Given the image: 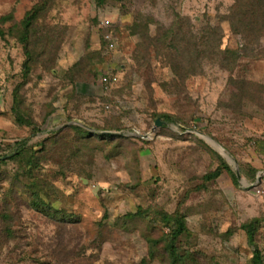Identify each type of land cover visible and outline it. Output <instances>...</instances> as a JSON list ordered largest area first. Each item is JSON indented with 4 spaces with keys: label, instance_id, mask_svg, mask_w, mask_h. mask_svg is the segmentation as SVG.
Segmentation results:
<instances>
[{
    "label": "rangeland",
    "instance_id": "rangeland-1",
    "mask_svg": "<svg viewBox=\"0 0 264 264\" xmlns=\"http://www.w3.org/2000/svg\"><path fill=\"white\" fill-rule=\"evenodd\" d=\"M38 1L0 0V27L7 32ZM257 2L55 0L35 28L38 63L28 79L22 44L0 36V264H171L163 243L171 229L162 218L177 211L187 224L176 242L181 264H255L256 249L264 264ZM137 10L155 24L133 34ZM177 24L191 34L183 59L170 41L147 49L144 36ZM18 85L22 110L40 131L15 121ZM163 114L170 119L157 117ZM72 125L118 138L73 146V132L63 147L42 152V138ZM35 144L31 160L42 164L24 170L17 149ZM217 168L221 175L206 180ZM32 189L55 213L31 205ZM253 219L260 220L255 246L242 229ZM150 239L161 240L154 255Z\"/></svg>",
    "mask_w": 264,
    "mask_h": 264
},
{
    "label": "trees",
    "instance_id": "trees-1",
    "mask_svg": "<svg viewBox=\"0 0 264 264\" xmlns=\"http://www.w3.org/2000/svg\"><path fill=\"white\" fill-rule=\"evenodd\" d=\"M54 1L55 0H39L32 7V9L26 13L24 18L19 23L14 24L13 27L10 28L7 32H5V30H3L0 27V36H5V34L7 35L8 33V35H12L13 37L17 38V40L22 44L24 53L26 55V60L23 64V67H24V75L27 79L29 77V74L32 71L33 66H35V64L38 63V55L36 53V50H38L37 45H38L39 39H36L34 36L35 28L39 20L47 13L48 9H50V5ZM96 1H97V5L99 6H102L103 4H107L108 2H114L120 5L121 7H124L126 4H132V2L134 3V1H137V0H96ZM150 1L153 2V4L155 5V0H150ZM243 1L246 2L247 6H251L254 0H237V4H240L243 6ZM263 1L264 0H259V3L257 2V4H259L262 16H264ZM133 20H134L133 24L130 27L131 33L133 34L137 32L139 33V29H142V28L148 29L150 27L149 24L154 23V22L150 23V20L146 21L145 18L141 15V13L138 12V10L136 11ZM232 26L234 25L232 24ZM157 29L158 30L154 34L156 35V38L153 35H148V34L144 36V39L146 40L147 49L150 46H152V44L156 46H162V45H166V43L170 41L171 44L175 43V50L177 53H180L184 45L183 43L187 45L188 43L187 37L189 39L191 35L189 33V36H188V30L179 24H177L176 27L172 26L170 28H165L164 26L160 25V26H157ZM103 37L105 38V36ZM105 40L108 41L107 38H105ZM189 45L194 46L195 43L193 44L190 43ZM180 57L183 59V51L180 53ZM81 68H83V70L85 71V67H83L82 63H81ZM83 70L81 69L79 72L80 77L83 76ZM94 77H98V74L94 73ZM108 77L112 79L110 76ZM104 84L106 85L109 83H104ZM21 88H22L21 85H18L13 92L14 105H13L12 111L15 116V121L20 126L28 127L30 128L32 133H35L36 131H40V125L35 120H33V118L26 116V114L23 112L22 110L23 102L21 101L22 99V89ZM51 110L53 111V108ZM157 117H161L163 119H170L171 116H169L168 114L167 115L163 114ZM106 129H112V128L111 126H108ZM73 132L75 133L74 135H72L74 139L71 140L67 138L68 141L70 140L71 143H74L73 146H76L77 143L80 141H93L95 140V138H100L104 140L109 139V138L110 139L118 138L111 134H108V135L96 134L82 126L72 125V126L59 130V132L56 134L58 136L53 135L49 138H46V137L42 138L41 143H39L40 149L42 150V152H45V151L47 152L49 150L53 151L55 149H59L63 147L64 142H62V139L64 137H69L68 134H71ZM119 138H123V137H119ZM37 145L38 144H35L32 146L20 147L19 150L17 149V153L15 154V157L21 160V162L23 163L22 167L24 168V170H27V168L30 170L34 169L35 166L42 164V162H39V159L34 160V162H32L31 160L33 157H37V155L35 154L38 152L36 150ZM220 175H221V168H217L215 171L207 174L205 176V179L212 180L214 178L219 177ZM234 178L236 181L235 176ZM30 185L33 186L32 187L33 189L36 187L35 183H32V184L29 183L28 187ZM33 189L31 190L32 193L30 192L32 196L31 205L35 209L40 210L44 212L45 214L49 215L51 213H55L54 210L52 212V207L49 206V204L43 198L39 196L40 191L36 190L37 191L36 192V191H33ZM162 221L163 223L168 224L171 229L170 233L167 235H164L163 237L164 248L166 249V251L169 253L171 257V264H181L182 255H180L178 251L176 242L179 239V237L182 234H184V232L187 231L186 220L184 216L181 215V213L177 211L174 214L165 213L163 215ZM259 221H260L259 219H253L252 221L247 222L242 225V229H244L247 232L248 242L252 246L256 245L255 244L256 243V230L258 229ZM149 242H150V248H151L150 253L151 255H154L155 248L161 242V240L150 239ZM254 253L255 254L253 257V262L255 264H262L261 255H260L261 253L259 252V249H256Z\"/></svg>",
    "mask_w": 264,
    "mask_h": 264
},
{
    "label": "water",
    "instance_id": "water-1",
    "mask_svg": "<svg viewBox=\"0 0 264 264\" xmlns=\"http://www.w3.org/2000/svg\"><path fill=\"white\" fill-rule=\"evenodd\" d=\"M156 125H157V126H162V125H163V122H161L160 120H157V121H156ZM103 133H105V134H112V135H113V134H116V133H113V132H103ZM201 136H203L204 138H208L209 140H212V139H210L209 137L205 136L204 134H203V135L201 134ZM212 141H213L214 144L219 148L218 150H220V151L222 150L223 152H225V150H223V149L220 147V145H218L214 140H212ZM215 145H214V146H215ZM217 147H216V148H217ZM225 154H226V155H224V156H225L230 162H234L233 159H232V158H231L226 152H225ZM237 176H238V179L241 180V174H240V172H238V175H237ZM258 180H259V179H258ZM242 182H243V181H242ZM243 183L245 184V182H243ZM255 185H256V183H255V184H250L249 187H253V186H255Z\"/></svg>",
    "mask_w": 264,
    "mask_h": 264
},
{
    "label": "built area",
    "instance_id": "built-area-1",
    "mask_svg": "<svg viewBox=\"0 0 264 264\" xmlns=\"http://www.w3.org/2000/svg\"><path fill=\"white\" fill-rule=\"evenodd\" d=\"M114 80H115V79H114ZM102 81H103L104 83H109V82L111 81V79H110L109 77H107V76H103Z\"/></svg>",
    "mask_w": 264,
    "mask_h": 264
},
{
    "label": "bare ground",
    "instance_id": "bare-ground-1",
    "mask_svg": "<svg viewBox=\"0 0 264 264\" xmlns=\"http://www.w3.org/2000/svg\"><path fill=\"white\" fill-rule=\"evenodd\" d=\"M207 139H208V138H207ZM208 140H209V139H208ZM209 141H210L213 145H215L214 142H213L212 140H209ZM215 147H217V146L215 145ZM217 148H218V147H217ZM218 149H219V148H218ZM221 152H222L224 155H226L225 152H223L222 150H221Z\"/></svg>",
    "mask_w": 264,
    "mask_h": 264
}]
</instances>
